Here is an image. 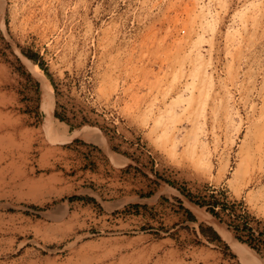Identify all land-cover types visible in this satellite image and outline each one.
I'll return each mask as SVG.
<instances>
[{
	"label": "rangeland",
	"instance_id": "374dc122",
	"mask_svg": "<svg viewBox=\"0 0 264 264\" xmlns=\"http://www.w3.org/2000/svg\"><path fill=\"white\" fill-rule=\"evenodd\" d=\"M0 125V264H264V0H0Z\"/></svg>",
	"mask_w": 264,
	"mask_h": 264
},
{
	"label": "bare ground",
	"instance_id": "6f19581e",
	"mask_svg": "<svg viewBox=\"0 0 264 264\" xmlns=\"http://www.w3.org/2000/svg\"><path fill=\"white\" fill-rule=\"evenodd\" d=\"M46 92V89L44 88L43 89V93H45ZM45 101H46V99H44L43 98V103H45ZM7 126V125H6ZM2 129H3V126L2 125H0V133H1V131H2ZM4 131V130H3ZM5 132V131H4ZM7 132V131H6ZM1 134H3V133H1ZM6 135V134H5ZM4 135V136H5ZM2 138H3V136H2ZM236 251H237V253L241 256V257H245V258H247V260L251 263V264H263V263H260V262H257L255 259H253V258H251V256H250V259H249V257L248 256H246L245 254H243L242 252H241V249H240V251L238 250V249H236ZM262 262V261H261Z\"/></svg>",
	"mask_w": 264,
	"mask_h": 264
},
{
	"label": "trees",
	"instance_id": "16d2710c",
	"mask_svg": "<svg viewBox=\"0 0 264 264\" xmlns=\"http://www.w3.org/2000/svg\"><path fill=\"white\" fill-rule=\"evenodd\" d=\"M27 58L31 59L40 69L44 70L43 67H42V64L40 61H37V59H35L34 55H29V54H25ZM200 232L207 237V239H213V238H217L216 236L215 237H209L208 235L205 234L204 231H202L200 229Z\"/></svg>",
	"mask_w": 264,
	"mask_h": 264
}]
</instances>
